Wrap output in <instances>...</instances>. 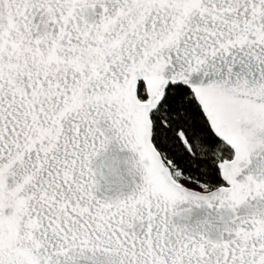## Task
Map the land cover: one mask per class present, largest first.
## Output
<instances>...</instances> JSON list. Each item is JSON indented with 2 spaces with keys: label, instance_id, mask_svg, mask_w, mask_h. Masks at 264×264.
Masks as SVG:
<instances>
[{
  "label": "snow or ice",
  "instance_id": "obj_1",
  "mask_svg": "<svg viewBox=\"0 0 264 264\" xmlns=\"http://www.w3.org/2000/svg\"><path fill=\"white\" fill-rule=\"evenodd\" d=\"M0 264H264V0H0Z\"/></svg>",
  "mask_w": 264,
  "mask_h": 264
}]
</instances>
